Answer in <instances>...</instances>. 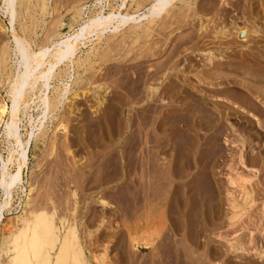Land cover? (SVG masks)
Wrapping results in <instances>:
<instances>
[{
  "label": "rangeland",
  "instance_id": "obj_1",
  "mask_svg": "<svg viewBox=\"0 0 264 264\" xmlns=\"http://www.w3.org/2000/svg\"><path fill=\"white\" fill-rule=\"evenodd\" d=\"M97 1L49 0L45 12L32 2L30 13L18 4L10 19L37 50L50 32L76 26L77 8L87 7L83 20L91 16ZM137 4L129 0L128 11ZM2 5L0 50L12 49ZM156 20L147 36L130 37L113 53L101 42V59L87 75L79 70L44 121L40 151L28 136L29 118L35 134L40 129L38 100L20 114L22 140L30 141L20 175L25 193L0 208V239L34 183L35 203L78 225L89 264L105 251V264H264V0H184ZM241 29L244 41L236 37ZM97 44L82 46L77 58ZM201 71L209 77L201 80ZM6 77L0 102L10 111ZM0 149L6 158V145ZM241 185L251 191L249 206ZM232 200L243 211L229 220Z\"/></svg>",
  "mask_w": 264,
  "mask_h": 264
},
{
  "label": "bare ground",
  "instance_id": "obj_2",
  "mask_svg": "<svg viewBox=\"0 0 264 264\" xmlns=\"http://www.w3.org/2000/svg\"><path fill=\"white\" fill-rule=\"evenodd\" d=\"M48 1L49 0H2V15L4 17H9V22L13 29V40L11 41L13 47L10 49V47L8 48L7 45H5L0 50V83L3 82V77L7 75L6 79L9 85L6 91L11 102L10 111H8L6 104L0 102V125L1 129H3L2 137H0V147L1 143L4 144V149L2 151H5V145L7 147L6 158L0 149L1 210L7 209L12 205L15 195L25 193L23 187L21 188L23 178H21L20 175L27 166L28 146L30 141L28 142L26 140L27 142H24L22 140L23 137L19 125L20 114H27V110L35 103V99L38 100L36 102L40 104V114L36 119L39 120L40 129H38V133L35 134L37 130L35 126L36 120L33 121L32 118H29L31 119L29 122L31 131L28 133V136L29 139L32 137L36 138L34 148L40 151L43 139H45L43 135L46 134V132H42L43 135L41 134L44 121L46 122L48 117L51 118L53 113L59 110V106H62V100L65 94L69 92L71 85L77 81V76L75 77L76 74H78L79 79V70L82 72L81 75L86 74L89 69L91 70L93 65H95V63L92 62H94L95 59H101L99 58L101 55L99 50L101 47L103 49L101 42L105 39L104 50L113 53L117 50L118 46L124 47L125 41H128L130 37H143L146 35L147 31L151 30L153 24L156 23L155 20L159 15L171 10L175 4L184 2V0H130L133 3H138V10L129 12L127 8L129 0H120V4H114L110 1L107 2L108 0H98L96 3L94 2L92 4L91 10L89 9L91 16L86 20H83V16H85V8L87 9V7L83 6L80 10L77 8L76 16H72V18L74 17L73 21L76 23V26L68 33L56 34L50 32L49 34L51 35H47L48 38L42 43L43 45L35 50L28 41L29 39L27 40L17 33L10 18L15 12L16 14L21 12L18 11V4H20V10H23L25 13H30V8L34 5L32 2H36L38 10L40 9V11L45 12ZM34 8L35 7H33V9ZM106 10L109 12H106ZM125 30H127L128 33L124 35L120 41L110 40L115 36L117 38L118 34L121 32L123 33ZM221 30L222 29L218 32L224 35V31ZM244 30L245 29L237 31L236 37L238 40L244 41L246 39ZM106 35L108 37H106ZM93 42L98 43V46H93L90 51L87 52L83 60H81V56L77 58V54L81 50V47L85 46L87 43ZM133 42L135 41H132V43ZM11 55L14 56V66L13 68L12 66L8 68L7 62H9L8 60ZM65 62H67V64H65L64 69H62L60 66L62 65L63 67L62 63ZM206 72L202 73L201 71V80L209 77ZM203 77L205 78L203 79ZM70 79H72L70 83H67ZM55 80L60 81L65 91L56 86L58 83H55L56 85L54 86L52 85ZM66 85L68 87H66ZM51 87L53 88V92L50 97L47 91L50 90ZM158 88L157 86L151 89L152 95L157 92ZM43 172L44 171H42V173ZM244 182L247 183L248 180L244 179ZM33 184L29 186V193L26 194L27 200L24 202L22 213L12 219L7 228L4 229L3 236L0 239V264H89L80 238L78 225H76L75 222H71L70 218L68 219L65 215L58 217L56 208L49 210L47 205L44 204L40 206L35 203V200L30 198L35 189ZM245 185H241L243 191L241 199L244 205L249 206L248 199L250 198L251 191H249L248 187ZM229 203L233 211L229 220H234L241 215L243 209L237 200H232ZM231 248H236V246L232 245ZM106 252L107 251L100 257L93 255V260L96 264H105Z\"/></svg>",
  "mask_w": 264,
  "mask_h": 264
}]
</instances>
